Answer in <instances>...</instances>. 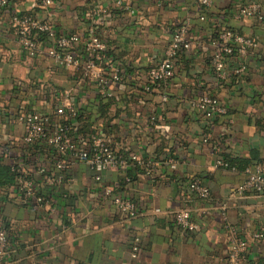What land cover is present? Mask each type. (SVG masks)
I'll list each match as a JSON object with an SVG mask.
<instances>
[{
    "label": "crops",
    "instance_id": "crops-1",
    "mask_svg": "<svg viewBox=\"0 0 264 264\" xmlns=\"http://www.w3.org/2000/svg\"><path fill=\"white\" fill-rule=\"evenodd\" d=\"M251 1L207 4L210 13L228 14L225 24L260 42L228 65L232 67L226 78L213 74L215 49L196 45L211 34V23L200 18L202 0H56L47 14L41 0H9L0 7V158L12 163L21 156L27 130L18 120L21 113L47 112L52 116L49 128L55 129L65 119L61 110L67 103L76 110L91 102L99 115L98 95L108 101L133 93L134 101L126 103V97L120 116L108 127L110 139L117 141V150L137 155L145 171L152 166L137 179L126 177L131 167H113L96 181L88 164H75L73 183L49 192L53 211L35 201L22 203L15 185H0L11 264H232L237 234L248 242L251 263L264 257V192H240L246 171L218 164L225 151L251 158L256 163L250 166L264 164V0H257L262 19L236 15ZM20 14L46 15L59 36L79 26L85 36L89 23L102 28L124 76L121 84L110 87L113 96H102L95 83L47 58L52 41H46L44 53L26 51L13 23ZM183 25L189 29L190 46L169 90L162 92L146 68L161 59L174 31ZM206 90L227 109L215 123L196 104ZM152 115L158 120L153 124ZM208 124L210 139L205 141ZM24 159L23 165L33 171L35 164ZM193 178L208 185L209 198L192 189ZM38 179L45 188L43 175ZM121 184L125 186L118 192L138 210L134 217L105 196V187ZM183 210L190 212L193 230L178 224L177 214Z\"/></svg>",
    "mask_w": 264,
    "mask_h": 264
},
{
    "label": "built area",
    "instance_id": "built-area-1",
    "mask_svg": "<svg viewBox=\"0 0 264 264\" xmlns=\"http://www.w3.org/2000/svg\"><path fill=\"white\" fill-rule=\"evenodd\" d=\"M56 0H41L40 7L44 14L49 13ZM9 0H0V7L6 6ZM203 3L208 4L210 0H202ZM126 9H130L127 6ZM262 4L253 0L244 4L238 10L240 17H254L258 19L263 18L261 14ZM201 20H206L205 14L200 15ZM13 23L16 26L20 41L26 51L31 54L36 52L44 53L46 41H52V45L47 51V58L51 59L54 64L71 69L75 73V69L84 70V77L89 78L90 82L97 85V90L102 96L112 97L115 85L121 84L123 74L120 73L117 66L109 62L103 55V50L107 48L105 39L92 35L90 38L85 39L82 32L83 26L70 35H58L53 22L49 21L46 15L32 16V15H16L13 18ZM34 29H38L46 37L42 40L36 39ZM95 28L92 27V31ZM188 27L186 25L173 34L172 39L164 49V57L158 65H153L148 71L149 77L153 81L162 80L168 82L176 75L177 65L175 56L179 53L182 45L190 46L187 36ZM196 45L199 47L216 48L214 55V62L212 66L216 69V73L221 78H226L229 74L227 65L223 61L222 54L228 53L237 48L240 55L247 53L251 49L260 46V42L250 35H246L233 30H225L219 40L212 41L209 45L205 44L202 40H197ZM85 51L86 53H83ZM240 67L237 70H242ZM110 70L112 72H110ZM163 102L168 100L167 96H163ZM196 104L209 115L214 112H223L225 107L219 98L212 93H205L200 96ZM62 115L65 117L64 121L59 124L55 129L49 128L52 116L47 112H39L34 114L25 115L19 114L18 120L26 125V132L23 136L24 148L21 150V156L14 157L13 162L18 165L17 168V183L18 191L20 194V201L28 204L35 201L44 210H54L50 196H38L36 191L38 183L36 176L44 175V184L49 188L57 186V184L73 183L74 176L70 173L71 167L75 164L89 165L95 171V180L102 181L104 172L113 167H128L130 165V157L117 153L110 144H108L99 134L91 136V142L84 140L83 146L75 145L76 134L72 131L70 123H67L70 117H74L77 111L72 103L64 105L61 110ZM69 117V118H68ZM155 117H150V123L155 122ZM203 138L208 141L210 138L209 132L203 133ZM46 144L48 147L53 148L59 153H68L69 158H59L55 163H51L49 153L44 150L42 153L33 155L32 146L36 144ZM33 155V156H29ZM24 157L29 159L27 162L35 164V169L31 171L27 169L24 164ZM132 158L139 159L140 163L143 161L137 156L132 155ZM219 165H225L223 160L218 161ZM53 167L54 172L47 174L48 170ZM146 171L150 173L152 166L148 165ZM66 172L69 176H66ZM246 178L239 187L240 192H247L250 189L254 191L264 192V164H257L256 166H249L246 169ZM121 186L105 187V196L111 198L113 203L122 211L127 212L130 217L137 215L138 210L131 198L122 195L118 192ZM192 188L200 197L209 198L211 190L207 184L199 179L192 182ZM177 222L182 227L193 230L195 224L191 220V214L188 210H183L177 214ZM247 240L236 235L232 245L231 262L232 264H242L247 254ZM0 264H11L10 258V233L7 228L4 218L0 215Z\"/></svg>",
    "mask_w": 264,
    "mask_h": 264
},
{
    "label": "trees",
    "instance_id": "trees-1",
    "mask_svg": "<svg viewBox=\"0 0 264 264\" xmlns=\"http://www.w3.org/2000/svg\"><path fill=\"white\" fill-rule=\"evenodd\" d=\"M201 6L203 8L201 14H205L206 17H207L205 23L206 24H209V22L211 23V25L209 26V28L211 29V34L208 37H206V38L200 39L205 44L209 45L212 41L219 40L221 34L225 30H233L234 32L242 33L241 31L237 30L236 28L228 26L227 24H225L227 22V19H225V17L228 16L227 13H224V14L210 13L208 11V6L209 5H207L205 3V4H201ZM261 14H263L262 10H261ZM20 15H22V14H20ZM96 25H97L96 23H94L92 25H90V23H89V26L87 24V28L85 30L86 31L85 39L90 38L92 35H97L98 37L104 39L102 37V35H101L102 28L96 27ZM92 27L95 28V30L92 31ZM180 28H181V26L177 30H175L173 34H176V32ZM56 31H57V29H56ZM188 31H189V29H188ZM34 33L37 35L36 39L42 40V39H44L46 37V34H43V32H41L38 29H34ZM187 36H188V33H187ZM188 39H189V37H188ZM189 42H190V39H189ZM106 44H107V48L105 50H103V55H104V57L106 59H108V63L109 62L114 63V61L116 59V55H115V53H114V51L112 49V46L110 44H108L107 41H106ZM210 46H211V48H214L216 50V48L214 46H212V45H210ZM203 47H204V45H203ZM185 49H188V47H186L185 45H182L180 47V49H179V53L175 56V62H176V65H177V69H178L179 66H181V64L183 65L181 59H182V57L184 55ZM83 53H86V52L83 51ZM111 56H113L112 59H111ZM239 56H240V52H239V50L237 48H234L233 51L228 52V53H224L223 52L222 58H223V61L225 62V64L227 65L228 70H229L230 67H232V66H228V65L229 64L234 65L237 62L236 58H238ZM114 57H115V59H114ZM163 57H164V53H162V55L160 57L161 59L158 62L151 63L150 65L147 66V68H146L147 70L146 71H147L148 77H149L148 71L150 70V68L153 65H158L159 62H161ZM213 58H214V56H213ZM212 62H214V61L212 60ZM125 66H126V64L124 65L123 68H125ZM213 69H214L213 70L214 76L217 77V78H221L216 73V69L214 67H213ZM176 73H177V70H176ZM75 74H77L80 78L85 79L87 82H90L89 78L84 77V70L81 69V67L79 69H75ZM149 79L152 80L151 77H149ZM170 81L165 82V81H162V80H155L154 82L157 84L156 86H159L160 90L162 92H164L165 90H167V91L169 90ZM205 93H212L213 95H216L211 90H206L204 93L201 94V96L203 94H205ZM98 96L99 97H98L97 100H100L99 101V107H98V114L99 115H97V113L94 111L93 104L91 102H89V104L84 105V107H79V108L76 107V110H77L76 115L74 117H70V118L68 117L69 120L67 121V123H70V125L72 127V131H75V132L77 131L78 132L77 136L75 137V139H76L75 145L76 146L77 145L83 146V141L84 140H87V141L91 142L90 141L91 140V136L93 137L94 134H99L108 144H110L112 146V148L117 150L119 145L117 144V141L110 139V135H112V131H110L108 129V127L113 122L115 123V119L120 116V113H121V111L123 109L122 108L123 106L121 104L124 103V99H126V97H128V99L125 102L126 103H130L131 101H134L135 95L133 93H128V95L125 98L114 96L113 98L109 99L108 101H104V99L101 98L100 95H98ZM132 96H134V97H132ZM220 102H221V100H220ZM202 112L204 113L205 116L208 117L207 119L209 121H212V120L215 121V120H217L219 118L220 115H223V113L227 112V109L225 107V111H223V112L216 111L212 115H209L205 111H202ZM162 113H163V117L165 118V111L162 112ZM154 117L156 119V116H154ZM157 121L158 120H155V122H157ZM213 123H215V122H213ZM211 125L212 124H210V125L208 124L206 126V128L204 129L205 132H209L210 133ZM44 150H46L49 153V158H50L51 163H55V161H57L59 158L60 159L61 158H69V154L68 153L56 152L55 149L48 147L44 143L36 144V145L32 146L33 155L37 154V153H42V151H44ZM116 152L117 153H121V154L126 155V156H129L130 159H131L130 160V165H129V167H131V168L127 170L126 177H128L129 179L130 178L131 179H133V178L137 179L138 175L140 173L146 174L145 168L142 165V163H140L139 159L132 158L133 154H130V155L127 154L128 151L125 150V149H121V150H118ZM33 155H29V156H33ZM219 157H220V160L224 161L225 165H228V166L236 165V166H238L239 169H242V170H245V171H246L247 167H249L250 165L256 163V162L254 163V161L251 158L247 157V156H235L232 153H228L226 151L223 152L221 154V156H219ZM0 160L2 161V162H0V185L8 182L9 184L15 185L16 187H18V183H17V179H16L17 178V174H18V172H17L18 165L15 164L14 162H12V163L7 162V161H5L4 159H1V158H0ZM145 162L148 163L149 161L146 159ZM72 167H71V170H72ZM53 170H54V168L51 167L48 170L47 174L54 172ZM71 170H70V173H71ZM66 176H69V173L66 172ZM35 178H36V181L38 183V181H39L38 176H36ZM195 179H199V180L202 181V178H193L191 180V183H190L191 187H192V182ZM43 180H44V175H43ZM43 183H44V181H43ZM69 184H71V183L57 184V186H54L52 188H49L48 186H46L45 188H40L38 186V189H37L36 193H37L38 196L49 195V192H51V189L52 190L53 189H57L61 185H69ZM121 185H122L121 187L125 186L123 184H121ZM46 190H48V192H46ZM7 228H8V226H7ZM10 256H11V249H10ZM242 264H264V257H261L260 260H258V262H256V263H251L249 261L248 254H246V257H245V259H244Z\"/></svg>",
    "mask_w": 264,
    "mask_h": 264
}]
</instances>
